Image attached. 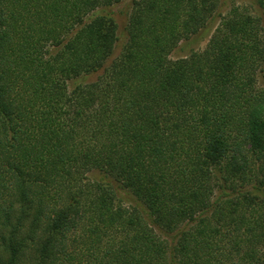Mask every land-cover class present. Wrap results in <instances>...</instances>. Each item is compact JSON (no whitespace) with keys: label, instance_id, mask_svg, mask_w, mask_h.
Segmentation results:
<instances>
[{"label":"trees","instance_id":"16d2710c","mask_svg":"<svg viewBox=\"0 0 264 264\" xmlns=\"http://www.w3.org/2000/svg\"><path fill=\"white\" fill-rule=\"evenodd\" d=\"M121 1L0 0V264H264V0Z\"/></svg>","mask_w":264,"mask_h":264},{"label":"rangeland","instance_id":"374dc122","mask_svg":"<svg viewBox=\"0 0 264 264\" xmlns=\"http://www.w3.org/2000/svg\"><path fill=\"white\" fill-rule=\"evenodd\" d=\"M138 0H122L120 3L107 8H100L95 12L97 16L112 18L116 25L117 41L114 46L112 58H115L120 53L121 47L126 40L125 26L129 19L132 3ZM218 13L224 15L232 6H248V0H218ZM218 24V18L212 19L205 28L198 31L196 34L179 42L178 46L170 54L171 59L188 56L191 52L202 51L208 43V40L213 33L214 28ZM123 195V194H120ZM119 195V197H121ZM122 201L126 202L127 197L123 195Z\"/></svg>","mask_w":264,"mask_h":264}]
</instances>
